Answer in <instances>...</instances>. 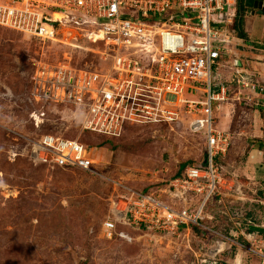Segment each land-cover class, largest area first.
<instances>
[{
  "label": "rangeland",
  "instance_id": "374dc122",
  "mask_svg": "<svg viewBox=\"0 0 264 264\" xmlns=\"http://www.w3.org/2000/svg\"><path fill=\"white\" fill-rule=\"evenodd\" d=\"M69 31L51 42L0 27V264H262L253 249L261 248L264 235V100L238 83L244 75L237 69H247L249 82L264 86L255 70L264 76V65H251L264 64V57L233 64L236 74L224 83L227 100L213 104L215 127L231 137L226 156L214 162L230 190L205 206L204 235L192 227L178 234L136 231L133 242L108 240L102 227L117 199L115 184L158 193L171 203L168 189L180 163H202L206 138L190 131L185 119L128 125L116 138L83 129L81 112L63 100L53 78L65 65L76 79L107 62L96 52L102 43L81 28ZM223 55L225 62L237 53ZM43 135L92 147L97 174L35 164L29 143ZM187 197V204L177 205L194 209L202 201Z\"/></svg>",
  "mask_w": 264,
  "mask_h": 264
},
{
  "label": "built area",
  "instance_id": "2783aa9c",
  "mask_svg": "<svg viewBox=\"0 0 264 264\" xmlns=\"http://www.w3.org/2000/svg\"><path fill=\"white\" fill-rule=\"evenodd\" d=\"M235 13V0H0L1 28L51 42L71 27L81 28L93 43H102L96 52L106 68L81 72L75 79L76 71L65 65L53 78L63 100L81 112L83 129L116 138L128 125H171L185 119L190 131L204 132L207 167L188 166L173 179L171 203L158 193L115 184L117 199L102 227L106 239L133 242L136 231L178 234L203 227L205 206L230 190L214 159L226 156L231 137L215 127L213 115V104L226 101L229 90L215 84L213 69L230 52L226 45L234 37L223 26ZM170 14L169 21L159 22ZM153 16L157 19L149 22ZM96 35L102 39L94 42ZM242 75L238 83L251 93L263 90L249 82L253 74L247 69L240 70ZM29 146L35 164L97 174L93 148L78 139L43 135ZM191 194L202 199L198 206L177 205L187 204Z\"/></svg>",
  "mask_w": 264,
  "mask_h": 264
},
{
  "label": "crops",
  "instance_id": "0c3cea01",
  "mask_svg": "<svg viewBox=\"0 0 264 264\" xmlns=\"http://www.w3.org/2000/svg\"><path fill=\"white\" fill-rule=\"evenodd\" d=\"M250 1L251 0H246V7L248 8V12L244 17V31L247 34L248 39L247 40L240 39V38H238L232 34L234 39L231 43L234 47L233 48L229 47L230 52L228 54L226 53L225 55L231 56V55L236 54V53H237V55L230 58V61H225V62H222V60H224V58H225V56L222 55L220 61L222 62L221 65L223 68L222 69L217 68L218 66H220V62H219V65L216 67L217 73L215 75V77L217 78L218 83L220 85L221 84L223 85L224 83H226V81H230L231 79L228 80L229 77L232 78V76L236 74L234 71H232V69H233V67L236 68L235 65H233V64H235L237 61H240V64L242 65V62H243L242 58H244V57L250 58V59H252V58L258 59V58L264 57V49L256 48V45H260L264 48V0H263L262 9L249 6ZM230 23H232V22H230ZM225 28H227V26H225ZM238 46L241 47L243 50L238 49ZM254 51H260V53L254 52ZM230 63H232V66H230ZM251 65L260 66V65H264V64L253 61V62H251ZM240 70L241 69H237L238 72H240ZM255 70H258V74H260V79L263 80V78H264V76L262 75L263 73L257 67H255ZM220 85H218V86H220ZM260 86H261V84H260ZM261 87L263 88L262 91L258 90L257 92H255L253 94H256L258 96L262 95L263 100H264V86H261ZM263 107H264V102H263ZM217 109H219V110H221V112H223L225 108L223 106H218ZM219 110H218V113H216L218 115L221 113ZM213 115H214V112H213ZM253 152H255V150L252 151V153ZM260 153H261V151H260ZM249 158H250V161L253 160L252 157H249ZM263 166H264V164H263ZM262 226H264V224ZM260 239H261L260 242L262 243L261 248L258 250L253 249V253L256 256H258L260 259H262V261H263L262 264H264V235L261 236ZM236 244L240 245L239 242H236ZM250 250H252V249H250Z\"/></svg>",
  "mask_w": 264,
  "mask_h": 264
},
{
  "label": "trees",
  "instance_id": "16d2710c",
  "mask_svg": "<svg viewBox=\"0 0 264 264\" xmlns=\"http://www.w3.org/2000/svg\"><path fill=\"white\" fill-rule=\"evenodd\" d=\"M235 5H236L235 17H234L232 23H230V24H228L226 26H227L228 30L234 36H236V37H238L240 39L247 40L248 37H247V34L244 31V17H245V15L248 12V8L246 7V0H235ZM171 17H172V14L163 16L161 18H158V20H159L160 23H163V22L169 21L171 19ZM187 18H189L190 20H193V21L196 20V17L195 16H192V15H189V14H187ZM156 19H157V17L153 16V17L148 18V21L149 22H154ZM223 27H225V26H223ZM256 48H258V49H264L260 45H256ZM88 132H90V131H88ZM98 136H101V135H98ZM101 137H103V136H101ZM259 147H261V146H259ZM259 151H261V148L259 149ZM220 158L221 157H218V158L214 159L215 164H218ZM207 164H208V162H207V155L205 156L204 161L202 163H200V164H197V163H195L193 161H182L180 163V165H179V171L177 172V174L174 177V179L182 176L183 172L185 171V169L188 166H196V167H200V168L205 169L207 167ZM193 230L195 232L201 233V230H200V227L199 226H194L193 227ZM201 235H204V234L201 233Z\"/></svg>",
  "mask_w": 264,
  "mask_h": 264
},
{
  "label": "water",
  "instance_id": "95a60500",
  "mask_svg": "<svg viewBox=\"0 0 264 264\" xmlns=\"http://www.w3.org/2000/svg\"><path fill=\"white\" fill-rule=\"evenodd\" d=\"M249 6L254 7V8L262 9V7H263V0H256V1L255 0H251ZM235 64L237 66H239V67L241 65L240 64V61H237ZM210 264H213V263H210Z\"/></svg>",
  "mask_w": 264,
  "mask_h": 264
},
{
  "label": "bare ground",
  "instance_id": "6f19581e",
  "mask_svg": "<svg viewBox=\"0 0 264 264\" xmlns=\"http://www.w3.org/2000/svg\"><path fill=\"white\" fill-rule=\"evenodd\" d=\"M55 18H57V19H63V18H65V16H63V15H61V14H56V15H55ZM100 39H102V36L96 35V36H95V41H94V42L99 41ZM108 44H109V43H107L106 45H108Z\"/></svg>",
  "mask_w": 264,
  "mask_h": 264
}]
</instances>
